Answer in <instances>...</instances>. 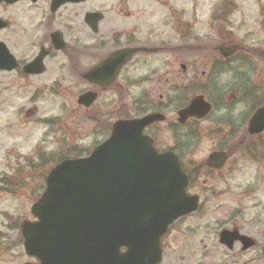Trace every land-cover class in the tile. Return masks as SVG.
<instances>
[{"label":"rangeland","instance_id":"rangeland-1","mask_svg":"<svg viewBox=\"0 0 264 264\" xmlns=\"http://www.w3.org/2000/svg\"><path fill=\"white\" fill-rule=\"evenodd\" d=\"M231 1L232 10L225 15L223 26L215 18L225 0H127L122 12L127 13L128 30H142L136 34L137 40L151 35V45L164 48L158 54L136 56L128 65L129 82L144 75L158 81L99 92L88 110L77 105V98L91 88L81 81L74 83L77 76L68 64L67 53L45 58V71L38 76L0 72V175L11 176L26 158L35 160L37 149L46 154L74 147L92 151L107 139L106 128L116 119L141 117L140 110L151 111L159 100L166 104L172 85H194L187 93L171 95L172 104L163 112L166 122L146 132L154 138L159 152L170 150L176 139L181 140L180 135L175 139L171 129L176 110L184 101L201 94L214 107L208 120L187 133L192 146L178 151L187 170L199 167L197 176L191 174L194 180L187 192L199 197L200 208L177 220L162 238L161 264H264V158L254 161L249 157L244 147L249 138L235 145L252 114L253 104L243 91L245 83L259 96L264 92V0ZM18 6L0 8V17L8 16L10 22L0 31V41L25 63L45 44L47 28L40 10ZM64 14L60 24L72 25L83 33L65 34L66 43L72 45L73 37L80 36L87 43L86 29L77 27L72 13ZM138 21L141 25H135ZM51 26L54 30L57 25ZM147 30L157 33L145 34ZM232 44L240 47L228 60L232 67L229 71L217 67L219 73L212 77L215 63L224 62L217 47ZM241 53H246L245 64ZM51 120L56 123L49 124ZM190 129L191 125L186 132ZM225 137L228 147L220 150L230 151L228 162L219 171L207 170L203 163L217 146L225 145ZM261 142L264 151V134ZM28 174L23 175L26 187L17 195L0 193V264L35 263L24 253L19 233L13 228L15 220H33L30 209L42 193L40 184L44 183L35 173ZM223 229H237L255 245L242 251L236 243L228 250L219 243L218 234Z\"/></svg>","mask_w":264,"mask_h":264},{"label":"water","instance_id":"water-1","mask_svg":"<svg viewBox=\"0 0 264 264\" xmlns=\"http://www.w3.org/2000/svg\"><path fill=\"white\" fill-rule=\"evenodd\" d=\"M68 1L82 0H53V9ZM94 18L87 17V23ZM5 25L0 20V30ZM51 43L54 50L65 48L60 34H53ZM236 50L235 46L218 47L224 58ZM136 52L123 51L116 62L121 61L122 66ZM47 54L40 48L23 71L29 75L43 73ZM17 66L0 43V72ZM114 70L105 63L87 72L85 79L107 84L105 72ZM96 98V93L86 92L78 98V104L89 108ZM210 111L211 105L197 96L178 112V121L203 119ZM163 119L160 114H149L119 120L113 124L109 138L89 156L66 159L53 167L45 178L41 197L31 207L34 221L19 224L25 254L37 264H158L161 237L177 219L194 213L199 202L197 196L186 193L190 177L183 172L178 157L172 152L158 153L152 140L143 135L147 126ZM263 132L264 106L250 118L244 137ZM227 159L226 153L214 152L206 166L218 170ZM219 239L228 249L235 242L242 245V250L254 246L252 239L235 230L221 231Z\"/></svg>","mask_w":264,"mask_h":264},{"label":"flooded vegetation","instance_id":"flooded-vegetation-1","mask_svg":"<svg viewBox=\"0 0 264 264\" xmlns=\"http://www.w3.org/2000/svg\"><path fill=\"white\" fill-rule=\"evenodd\" d=\"M126 2L127 0H82V1H75V2L68 1L67 3L59 5L58 7H55V9H53V0H36L34 2L31 0H20L13 4H6L5 2H1L0 8L4 6H8V7H14L13 9H16L17 7H19L18 5L20 6L24 5L26 6L28 10L33 9V8L37 9L38 11L40 10L41 15L44 16L43 17L45 20L44 26H46L47 28L45 36L48 39V41L46 39V41L44 42L45 43L44 45H47L46 46L47 48L44 47V45L43 46L41 45L38 49V52H40V48L43 47L48 52L45 58H49L52 53H60L65 56L67 53L68 60L70 61L68 64L71 65L73 71L76 72V76H77L76 82L74 83L76 84L79 81H81L84 85H87L91 88L89 89L90 91H95L98 94V98H99V92L105 91L112 87H123L124 85L132 84V83L152 84L153 81L154 82L158 81L157 78L152 79L149 76L144 75L140 79L129 82L128 65L134 60L136 56L138 55L142 57L151 56L154 54H158L164 48L153 47L151 45L153 41V38H151V35H147L143 37L141 40H137L138 37L136 38V34L138 35L139 33H143L142 30H132V31L128 30L129 27L127 25V13L125 10H123L122 12V7L126 4ZM98 6H101V7H98ZM64 13L68 15H71L72 13V16L74 18L73 20L77 23V27L86 29L85 30L86 35H88L87 43L82 41V36L73 37L75 42L72 45H68L66 43L64 39L65 34H83V33L81 31H78L77 28L72 25L60 24L64 18V15H65ZM10 15H13V14H10ZM90 16H94L95 18L90 19L89 23H87L86 19L87 17H90ZM0 19L7 23L6 27L3 28L2 30H5L7 27L10 26V22L7 20L8 16L6 18L0 17ZM52 24L57 25L54 30H52V26H51ZM135 25H141V21H138ZM139 27L142 28L141 26ZM155 33H157L155 32V30L145 31V34H155ZM53 34L61 35L62 40L65 44L64 49L53 50L52 45H51V36ZM184 48L187 49V46H185ZM128 49H137L140 51H138L135 55L132 56L130 62H126L125 64L121 66L120 65L121 61L117 60L116 62V59L118 58V55L121 54V52L127 51ZM152 50H156V51L154 52ZM34 58L31 61H33ZM15 60L17 61L18 66L11 72H15V73L18 72L22 76H25V77L38 76V75L25 74L23 72V66L27 64L28 62L21 63L16 58ZM82 61H88L89 65L85 67ZM105 63L107 64V68L111 67L115 69L113 72H108V71L105 72L106 78L109 79V82L107 84L91 83L89 82V80L85 79V74L87 72L92 71L93 69ZM182 68L184 67L182 66ZM44 71H45V66H44ZM184 86L185 85H183L182 87ZM182 87L172 85L168 92L170 96H167L166 104H164L162 100H159L158 101L159 103L157 104V106L153 107L152 109H149L151 111L143 112V110H140L141 114H143L141 115V117L146 114H154V113L163 114L165 116V114L163 113L164 110H166L167 108H170V104H172L171 95L180 93V92L187 93L186 92L187 90L182 89ZM191 99L192 97L184 101L182 106L176 111V120L172 124L173 128L171 130L173 133L175 132V139L177 135H180V138L183 143L181 144V140L177 141L176 139L175 147L178 149L186 150L189 146H192V144L189 142L190 136L187 133H190L193 130L192 126L199 125L200 122L203 120H208V118H205L202 120L188 119L184 123H179L178 118H177V112L185 108L189 104ZM137 103H138V100L136 101V104ZM138 104H140V102ZM136 118H140V117L136 116ZM165 122H166V116L163 121L159 123L151 124L147 128L149 129L151 127L157 126ZM190 125H191L190 131L186 132V128H189ZM231 133H233V131ZM231 138L234 139V137H231ZM152 139L155 144V140L153 137ZM222 140L225 145H223L222 147L221 145L217 146V150H220L222 148L226 149V147H228L226 137L225 139L223 138ZM182 166H183V169L185 170V173H187L191 177V182H193L194 178L192 177L191 174L192 172H194L195 175L197 176L199 167L196 169L193 168V169L187 170V168H185L183 164ZM203 166H204V163H203ZM205 168L207 170L214 171L212 169H208L207 167ZM162 242L163 241L161 239L160 245H161L162 259H163ZM231 249H228V250H231Z\"/></svg>","mask_w":264,"mask_h":264},{"label":"trees","instance_id":"trees-1","mask_svg":"<svg viewBox=\"0 0 264 264\" xmlns=\"http://www.w3.org/2000/svg\"><path fill=\"white\" fill-rule=\"evenodd\" d=\"M232 1L231 0H225L224 8L220 10L218 13L220 18H217L218 15L216 16L215 19L218 21L220 25H225L223 23L227 22L226 20V14L230 13L232 10ZM221 16H225L221 18ZM246 54V53H245ZM243 55L241 62L244 64L247 61V58ZM228 61V60H227ZM226 61V62H227ZM226 71H229L230 68L225 67L224 68ZM216 77V76H214ZM243 81H246V78L243 79ZM264 88V87H263ZM245 92V96H248L250 99V102L253 104L251 112L253 113L257 108L261 107L264 105V92L263 96H259V93H257V90L253 89V86H248L247 82L245 83V88L243 89ZM49 124H54L56 123V120H51L48 122ZM111 125H109L108 128H106V131L109 133V128ZM105 128V127H104ZM107 133V135H108ZM255 141V142H254ZM254 142V143H253ZM253 143V144H252ZM262 142L260 137L256 138H249L246 142V146H244L247 149V154L249 157L254 160V161H259L264 158V151L262 149ZM182 149H178L175 147L173 151H180ZM90 151H85L82 149H78L76 147L74 148H69L68 150H63L60 149L57 152L54 153H48L46 154L43 150L37 149L36 153V159H31V158H26L25 159V164L21 167H19L11 176L7 175H0V193L8 194V195H17L21 189H24L28 183V181L24 178V173L27 174L29 172L27 177H31V173H35L36 176L41 180L42 183H44V179L48 173V171L61 162L64 159L68 158H78L82 157L83 155L86 156L88 155ZM41 191L44 190V185L40 184ZM41 192L39 195L36 197V200L40 197ZM18 224L19 220H15V223L13 224L14 230L18 231ZM19 233V231H18ZM19 243L22 245L23 241L19 233Z\"/></svg>","mask_w":264,"mask_h":264}]
</instances>
